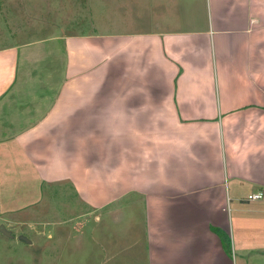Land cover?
<instances>
[{
	"label": "crops",
	"instance_id": "1",
	"mask_svg": "<svg viewBox=\"0 0 264 264\" xmlns=\"http://www.w3.org/2000/svg\"><path fill=\"white\" fill-rule=\"evenodd\" d=\"M134 4L127 31L67 22L0 44V151L15 146L37 184L71 182L97 220L139 204L146 264H234L232 213L264 212V0Z\"/></svg>",
	"mask_w": 264,
	"mask_h": 264
},
{
	"label": "rangeland",
	"instance_id": "2",
	"mask_svg": "<svg viewBox=\"0 0 264 264\" xmlns=\"http://www.w3.org/2000/svg\"><path fill=\"white\" fill-rule=\"evenodd\" d=\"M134 2L85 0L80 8L74 2L73 18L64 20L61 3L66 0H13V9H0V44L6 39L11 43L62 33L67 22L68 30L85 34L127 31L129 24L123 23L138 12L128 7ZM11 10L22 17L17 19ZM10 149L0 151V226L10 233L7 236L0 230V264H146L142 251L134 257V249L143 245L145 236L144 210L139 204L120 221L108 216L97 220L96 213H106L90 209L71 182L52 179L37 184L28 161L15 146ZM3 152L7 158L2 162ZM75 155L74 162L82 166L79 153ZM85 198L89 199L87 194ZM229 238L234 264H264V212L232 213ZM131 244L136 247H126ZM115 248L123 251L117 258L106 259L111 252L116 254Z\"/></svg>",
	"mask_w": 264,
	"mask_h": 264
},
{
	"label": "built area",
	"instance_id": "3",
	"mask_svg": "<svg viewBox=\"0 0 264 264\" xmlns=\"http://www.w3.org/2000/svg\"><path fill=\"white\" fill-rule=\"evenodd\" d=\"M261 198H262V193H260V192L248 195V197H247L248 200H258Z\"/></svg>",
	"mask_w": 264,
	"mask_h": 264
},
{
	"label": "water",
	"instance_id": "4",
	"mask_svg": "<svg viewBox=\"0 0 264 264\" xmlns=\"http://www.w3.org/2000/svg\"><path fill=\"white\" fill-rule=\"evenodd\" d=\"M0 230L4 235L10 236V233L4 229V227L0 226Z\"/></svg>",
	"mask_w": 264,
	"mask_h": 264
},
{
	"label": "trees",
	"instance_id": "5",
	"mask_svg": "<svg viewBox=\"0 0 264 264\" xmlns=\"http://www.w3.org/2000/svg\"><path fill=\"white\" fill-rule=\"evenodd\" d=\"M223 243H224V245H229V239H227V238H223Z\"/></svg>",
	"mask_w": 264,
	"mask_h": 264
}]
</instances>
